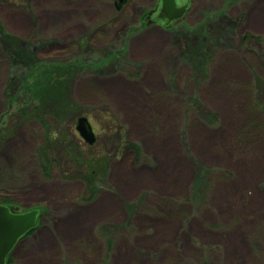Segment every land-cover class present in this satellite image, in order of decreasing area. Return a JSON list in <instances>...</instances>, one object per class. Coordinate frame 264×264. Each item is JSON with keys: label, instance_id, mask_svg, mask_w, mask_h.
I'll use <instances>...</instances> for the list:
<instances>
[{"label": "rangeland", "instance_id": "rangeland-1", "mask_svg": "<svg viewBox=\"0 0 264 264\" xmlns=\"http://www.w3.org/2000/svg\"><path fill=\"white\" fill-rule=\"evenodd\" d=\"M155 2L0 0L7 264H264V0Z\"/></svg>", "mask_w": 264, "mask_h": 264}, {"label": "water", "instance_id": "water-1", "mask_svg": "<svg viewBox=\"0 0 264 264\" xmlns=\"http://www.w3.org/2000/svg\"><path fill=\"white\" fill-rule=\"evenodd\" d=\"M189 7L190 0H156L145 16V23L168 30L185 16ZM76 131L83 140L92 143L93 133L84 118L77 120ZM38 217L39 210L35 208L19 213L0 205V264H5L17 243L35 227Z\"/></svg>", "mask_w": 264, "mask_h": 264}, {"label": "trees", "instance_id": "trees-1", "mask_svg": "<svg viewBox=\"0 0 264 264\" xmlns=\"http://www.w3.org/2000/svg\"><path fill=\"white\" fill-rule=\"evenodd\" d=\"M145 24H146V23H145ZM95 161H96V160H95ZM84 164H85V165H84V167H85L84 170L88 171V170H91V169H92V168H89V165H88L86 162H85ZM96 165H98V164L96 163ZM88 172L91 173L92 170H91V171H88ZM6 206H7V205H6ZM11 211H12V212H16L15 210H13V208H11ZM32 230H33V229H32ZM32 230H31L30 232H32ZM30 232H28L26 235H28ZM26 235H25V236H26ZM25 236H24V237H25ZM24 237H23V238H24ZM23 238H22V239H23ZM8 259H9V258L7 257L5 264L8 263Z\"/></svg>", "mask_w": 264, "mask_h": 264}, {"label": "flooded vegetation", "instance_id": "flooded-vegetation-1", "mask_svg": "<svg viewBox=\"0 0 264 264\" xmlns=\"http://www.w3.org/2000/svg\"><path fill=\"white\" fill-rule=\"evenodd\" d=\"M120 3H122L123 2V0H118ZM187 13V12H186Z\"/></svg>", "mask_w": 264, "mask_h": 264}]
</instances>
